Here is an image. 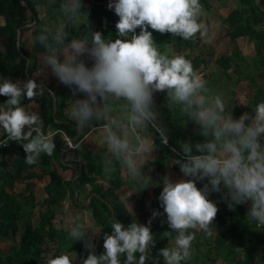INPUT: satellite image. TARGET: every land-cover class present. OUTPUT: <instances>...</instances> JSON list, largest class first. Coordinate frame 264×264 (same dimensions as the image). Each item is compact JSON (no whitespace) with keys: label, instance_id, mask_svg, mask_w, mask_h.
<instances>
[{"label":"clouds","instance_id":"clouds-1","mask_svg":"<svg viewBox=\"0 0 264 264\" xmlns=\"http://www.w3.org/2000/svg\"><path fill=\"white\" fill-rule=\"evenodd\" d=\"M82 8V0L62 6L73 17H88ZM107 8L119 18L115 39H106L90 26L85 38H74L69 43H65L62 33L53 38L54 43L46 36L38 37L45 49L42 64L74 97L66 104V114L83 129L93 118L105 116L102 105L123 100L130 110L132 127L141 131L151 128L167 145L168 133L158 124L154 100L155 94L162 93L169 108L178 110L198 127L203 140H177L179 152L171 148L178 157L173 164L183 178L162 176L156 186L162 185L157 199L163 211L153 210L147 223L133 220L125 228L114 220L110 234H103L104 251L100 254L95 253L92 237L85 238L84 232L76 228L70 231L71 239L84 241L88 252L81 264H159L160 257L164 264L189 260L195 239V232L190 230L201 231L206 237L216 232L214 222L219 209L217 202L209 198L214 193L230 211L249 204L245 223L264 228V101L257 103L252 112L245 111L238 117L226 115L222 95L210 93L207 81L192 62L182 55L169 57L161 53L154 40L153 32L170 33L185 41L197 33L205 37L208 30L200 19L204 14L200 0H109ZM36 26L35 20L26 25L29 30ZM0 79V96L7 97L0 107V129L6 134L0 144L6 147L9 142L18 143L29 165L35 164L42 153L51 157L56 149L52 133H45L37 112L21 105L22 99L35 103L43 94V85L31 78L16 82ZM105 141L117 159L123 158V175L139 181L140 191L150 188L142 165L157 149L149 135L131 146L109 127ZM158 217H166L161 223L166 222L167 235L175 233V237L172 247L152 257L155 239L151 224ZM47 264H73V260L65 253L48 258Z\"/></svg>","mask_w":264,"mask_h":264},{"label":"trees","instance_id":"trees-1","mask_svg":"<svg viewBox=\"0 0 264 264\" xmlns=\"http://www.w3.org/2000/svg\"><path fill=\"white\" fill-rule=\"evenodd\" d=\"M23 2L27 6L23 5ZM108 2L109 0H82L81 12H87L88 17L81 15V20L76 21L77 17L62 10V6L71 5V0H0V78L11 75L15 79L24 81L28 79V74L32 76L38 70L36 55L45 52L43 45L38 42V37L42 35L46 36L49 42L54 43L53 38L62 33L66 36L65 43H69L74 38H85L90 26L92 31H101L106 39H115V23L119 18L113 11L108 10ZM200 4L206 16L215 14L211 0H200ZM59 18H64L65 22L59 24ZM34 20L37 21V26L29 30L26 25ZM224 22L227 24L225 35L229 39L236 40L246 36L255 42L256 54L252 57L254 71L248 70L247 58L241 53L224 52L215 60L217 71L205 76L218 75L220 78L223 76L232 82L234 73L238 70L235 73V85L241 80L239 78L241 76L252 81L250 84L252 96L244 107L245 111L252 112L257 103L264 101V0H238L237 8L228 13ZM21 28L23 31L19 47L18 33ZM28 32H32L34 36L32 49L28 48V41L25 39ZM138 32L139 29H137ZM153 36L161 53L169 57L184 56L192 62L194 69L198 72L205 71L208 67V61L204 57L205 51L201 48L200 33L188 41L172 36L170 33L162 35L153 32ZM60 51H63L62 47ZM27 58L30 59L29 68H27ZM40 84L48 85L56 94L57 119L60 120V110L66 105V94L63 88L49 84L46 80L40 81ZM6 100L7 97L0 96V107ZM154 100L158 111V124L166 129L169 137L168 145L161 142L158 134L156 140L159 150L156 163L160 167H165L167 166L165 160L176 154L171 151V148L175 147L179 152L177 140L195 142L202 141L203 137L199 136L198 127L186 116L168 107L165 94H155ZM35 102L40 105L39 114L44 121L43 130L46 134L52 132V128L57 127L58 123L53 116L51 92L44 89L43 94L37 96ZM30 103L32 102L22 99L21 105L26 106ZM62 126L71 128L72 125L62 124ZM187 127L190 138L186 135ZM4 135L6 137V134ZM2 138L0 134V140ZM52 138L56 144L54 154L49 157L42 153L38 161L32 165L25 163L26 153L16 142L9 144L8 148L12 154L10 160L4 161L1 157L7 148L0 151V242L9 244L7 247H0V264H47L48 258H55L63 252H78L82 258H86L88 252L84 241L75 242L70 237L71 230L64 223L57 226L55 222L57 210L68 194L75 199L77 191L78 199L81 201L86 184L92 185V188L84 194L85 200L92 193H98L112 204L115 211L114 217L109 206L96 196L91 199L88 206L76 204L82 209L90 210L95 223L100 227L99 236L95 240L96 254L104 251L103 234L105 232L110 234L114 220L122 223L125 228L133 221L131 213L117 194V190L125 184L121 171V159L108 162L106 148L78 149L73 162L78 165L83 164L84 172L76 180L75 189L72 181H65L55 167L57 162L62 170L73 168L61 161L62 148L66 142L64 134L57 132ZM81 139L75 144H78ZM74 169L77 170L75 167ZM46 177L50 178V183L45 188L47 197L39 202L35 193L36 182ZM106 182L108 187L103 185ZM199 186L201 185L198 184ZM143 197L144 194L141 193L140 199ZM40 205L45 208V211L41 220L35 223L33 216ZM217 206L219 211L214 223L219 228L218 234L206 237L201 232L194 245L198 251L195 259L181 261V264H218V261H223L224 264H264V230L258 229L254 224L249 226L245 223L248 209L246 204L236 206L235 211H230L226 204L219 202ZM152 211L148 212L142 224L147 223ZM158 211H163L159 204ZM162 220H166V217H158L151 224L155 243L158 240L167 242L175 237V233H172V237L167 235L169 229L166 222L161 223ZM83 232L85 238L90 237L87 231ZM262 245L263 248H260ZM261 252L262 255L259 258L258 255ZM158 253L156 247L152 248V257H156ZM123 259L124 257H121L122 261ZM159 264H164L163 257H160Z\"/></svg>","mask_w":264,"mask_h":264},{"label":"crops","instance_id":"crops-1","mask_svg":"<svg viewBox=\"0 0 264 264\" xmlns=\"http://www.w3.org/2000/svg\"><path fill=\"white\" fill-rule=\"evenodd\" d=\"M28 38H29V35H28ZM28 38H26V36H25L26 41H28V48L32 49L33 40L32 39L28 40ZM240 38H243V37H240ZM240 38H238L236 40H239ZM201 48L203 49L202 45H201ZM235 52L241 53L243 56H245L239 50H236ZM229 53H233V52H229ZM212 54H214V53H212ZM41 57H42V53L36 55L38 70L32 74V79L36 80L37 83H40V81H42V80H46L49 84H53L55 86L62 87L65 94H66V104H67V102L71 99H74V97H71V93H70L69 89L66 88L65 86L59 84L58 81L51 75L50 70H48L44 67V65L42 64V61H41ZM204 57H206V55H204ZM61 58H63V57H61ZM248 70L250 71V68H248ZM210 71H212V70L210 69ZM215 71H217V69ZM253 71H254V68H253ZM205 72H206V70L199 72V74H201L205 80H209V79L213 78L210 76L206 77ZM213 72L214 71H212L211 73H208L207 75H211ZM237 72H238V70H237ZM237 72L235 71V73H237ZM235 73H234V79L231 82L232 83V90H233L232 95L233 96L231 98H229V100H227V99L225 100V98L223 96L222 97H223V99L225 101V105H226V111H225V112H227L226 115L233 113L234 117H238L241 113L245 112L244 107L248 103L249 99L252 96V90L250 87V84L252 81L246 80L244 76H241V77H239L241 80L238 82L237 85H235V83H236V82H234L236 79ZM244 75H246V74H244ZM7 78H9L13 82H16L17 80L22 81L21 79H15L11 75L8 76ZM211 81L213 82V83L212 82L210 83L211 86L208 85V83H207L208 88L209 89L213 88L215 90L213 94H220V95H222L221 89L223 88V86H225L226 84L229 83L228 81L225 80V77L223 78V76H222L220 78L218 75H217V77H215ZM24 107L27 110L35 111L38 114L40 112V105L36 102L30 103ZM65 107H66V105L60 110V120H58L56 117V122L58 123V126L53 127L51 130L52 131L51 133H52V137L57 132H59L62 134H66L67 136H69L72 139V138L76 137L78 134H80V131L77 128V126L75 125V122L66 114ZM101 107H102L103 111L105 112V116L99 120H97L96 118H93L92 120L87 122L86 126L83 129H80L81 135H80L79 139L80 138H82V139L80 140V142L78 144H76L77 148L74 150L68 149L65 152L64 161L68 166H70L69 164H77L73 161L76 157V151L78 149L87 148L90 150H101V149L106 148L108 150L107 144L105 141V136H106V128H109V127L118 136L127 139L131 146H136L139 138L146 137L149 135V138L152 140L155 148L157 149L156 140H157L158 136L151 128L144 130V131H141L139 129H134L132 127V125L130 124V121H129L130 110H129L127 103L125 101H123V100H119V101L112 100L108 104L102 105ZM57 113H58V111H57ZM39 116H40V114H39ZM43 123H44V121H43ZM62 124H67V125L71 124L72 126H71V128H68V127L62 126ZM188 130H189V128L187 127L186 128V131H187L186 135H187V137L190 138V134H189ZM0 134L2 135L3 138L5 137V135H4L5 133H3L2 129H0ZM74 143H76V142H74ZM63 148H64V146H63ZM63 148H62V150H63ZM1 157L4 161L10 160L12 158L11 150L7 147V149L3 152ZM158 157H159V150L157 149V151L152 156H150L147 160H145V162L142 165V172L146 175L145 178L148 180V186L150 188L140 191V189H141L140 182L139 181H130L122 173L123 178L125 180V184L117 190L118 196L123 200L126 208L131 213L132 219L136 220L137 222H139L141 224L146 219L147 214L150 210H158L159 201L157 198L159 196V193L162 190V185H159V186H156V185L161 180L162 176L165 174H169L171 179H173V180H178V179L183 178L182 174L179 171V167L173 164L174 159L177 158L176 154H174V156L169 157L165 160V163L167 164V166H165V167H160V165L156 163V160ZM106 159L108 162H111V161L116 160L117 157L111 151L108 150L107 154H106ZM55 167L60 172V174L62 175V177L65 181H70V180L72 181L78 173V170H76L77 171L76 172L73 166H71L73 168H71L69 170H62L60 165L57 162H55ZM121 167L122 168L124 167L122 157H121ZM49 183H50L49 177H46L45 179L39 180L36 182L35 193H36L37 200L39 202L44 201L45 198L47 197V193H46L45 188ZM103 185L108 187L107 182L104 183ZM91 188H92V185H90V184H86L84 186V191L82 192L83 196H81L82 197L81 201H79V199H78V201H76V194H75V199H72L71 195L68 194L65 201L62 203L60 208L57 210L58 215H57L55 222L56 223H57V221L59 222V223H57V226L60 225L61 223H64L70 230H72L73 228H76V229H79L81 231H87L89 233L90 237L93 238V243L95 244V240L99 236L100 227L97 226V224L95 223V220L93 219L90 210L82 209L76 205L78 203L81 204L82 202H85L88 200V199L87 200L84 199V194H86V192H89V190ZM141 193L144 194L143 199H140ZM78 198H79V193H78ZM209 198L213 201H217L219 203L225 204L220 199L219 194L214 193ZM129 204L132 207H130ZM44 211H45V208L43 206L40 205L37 207L35 214L33 216V220L35 223H38L41 220V216L44 213ZM214 226L216 229L214 236H216L219 232V228H218L216 223H214ZM192 231L195 232V239L193 241L192 248H191V252H192L191 259L192 258L195 259V256H196L198 251L196 250L194 245H195V242L197 241V238L200 236L201 231H198V230H192ZM173 243H174V239H170L167 242L162 241V240H158L155 243V247L159 251L165 247H169V248L172 247ZM260 248H263V245L260 246ZM203 249L204 248L202 247V250ZM65 253L66 252H63L61 254H65ZM67 254L72 258L73 264H81L82 257L78 254V252H71V253H67ZM261 255H262V252L258 255V257L260 258ZM218 264H224V262L218 261Z\"/></svg>","mask_w":264,"mask_h":264},{"label":"rangeland","instance_id":"rangeland-1","mask_svg":"<svg viewBox=\"0 0 264 264\" xmlns=\"http://www.w3.org/2000/svg\"><path fill=\"white\" fill-rule=\"evenodd\" d=\"M213 6H214V12L215 14L206 16L205 13L201 16V21L206 25L207 27V35L202 38V46L203 51H205L204 55H206V59L208 61V67L206 68V75L208 73H211L212 71H215L217 68V65L215 63V60L217 56L224 52H235L236 50L241 51L245 57L247 58V63L250 68V71H253L254 68V61L252 57L255 55V42L248 38L243 37L239 40H231L229 39L225 33H226V27L227 24L224 22L225 17L230 13L233 9L237 8L238 6V0H211ZM77 20H81V15L76 18ZM65 22L64 18H59V24H63ZM51 23V22H49ZM29 35V38H28ZM26 38L32 39L34 38L32 32H28L26 34ZM2 49H5V47H2ZM208 52H213L214 54H207ZM210 69L212 71H210ZM208 71V72H207ZM214 73V72H213ZM217 73V72H216ZM215 73V74H216ZM32 77V76H31ZM217 77V76H215ZM206 80L208 85L211 86V80L215 78ZM224 78V77H223ZM228 81L227 79H225ZM229 83L223 86L221 89V94L225 98V100H229L232 95V83L228 81ZM213 83V82H212ZM214 89H210V93H214ZM4 133V132H3ZM57 223H59L57 221ZM56 223V224H57ZM9 244L0 242V247H7Z\"/></svg>","mask_w":264,"mask_h":264},{"label":"water","instance_id":"water-1","mask_svg":"<svg viewBox=\"0 0 264 264\" xmlns=\"http://www.w3.org/2000/svg\"><path fill=\"white\" fill-rule=\"evenodd\" d=\"M23 5H25V6H27V4H25L24 2H23ZM22 29V28H21ZM20 29V30H21ZM21 35H22V33H21V31H19V33H18V46L20 47V44H21ZM27 62H28V67L27 68H29V65H30V59L29 58H27ZM27 74H28V70H27ZM29 78H31L32 79V77L28 74V79ZM38 84H40V83H38ZM43 85V88L44 89H47V90H49L50 92H51V94H52V98H53V108H54V112H53V115H54V117L56 118L57 117V111H58V99H57V96H56V94L51 90V88L48 86V85H44V84H42ZM58 121V120H57ZM78 128V127H77ZM79 129V131H80V134H78L76 137H74V138H72V141L73 142H77L78 140H79V137H80V135H81V130H80V128H78ZM68 150V144H67V142L64 144V148H63V150H62V153H61V161L62 162H65L64 161V157H65V152ZM70 166H73V167H76V169L78 170V173H77V175L74 177V179L72 180V183H73V186H74V188L76 189V186H75V183H76V180L79 178V177H81L82 175H83V172H84V166L82 165V164H69ZM94 196H96V197H98V198H100L103 202H105L108 206H109V208L111 209V211H112V214H113V216L115 217V211H114V208H113V206H112V204L110 203V202H108V201H106L102 196H100L98 193H92L91 194V196L88 198V200L87 201H85V202H82L81 204L82 205H85V206H88L89 204H90V201H91V199L94 197ZM76 201H78V192L76 191ZM151 253H152V250H151Z\"/></svg>","mask_w":264,"mask_h":264},{"label":"built area","instance_id":"built-area-1","mask_svg":"<svg viewBox=\"0 0 264 264\" xmlns=\"http://www.w3.org/2000/svg\"><path fill=\"white\" fill-rule=\"evenodd\" d=\"M5 138V137H4ZM4 138H2L1 140H3ZM64 138H65V140H66V142H67V144H68V149L70 150H74V149H76L77 148V145L72 141V139L69 137V136H67L66 134H64ZM9 144H10V142H9ZM168 144H169V142H168ZM167 144V145H168ZM7 147H9V145L8 146H6V147H4L2 144H0V151H2L3 149H5V148H7ZM249 207V204H246V208H248ZM258 229H262V230H264V228H258Z\"/></svg>","mask_w":264,"mask_h":264}]
</instances>
